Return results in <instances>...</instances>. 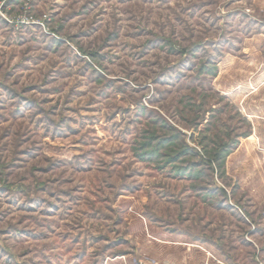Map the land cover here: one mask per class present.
Wrapping results in <instances>:
<instances>
[{
  "label": "rangeland",
  "instance_id": "1",
  "mask_svg": "<svg viewBox=\"0 0 264 264\" xmlns=\"http://www.w3.org/2000/svg\"><path fill=\"white\" fill-rule=\"evenodd\" d=\"M252 1L0 0V264H264Z\"/></svg>",
  "mask_w": 264,
  "mask_h": 264
},
{
  "label": "crops",
  "instance_id": "2",
  "mask_svg": "<svg viewBox=\"0 0 264 264\" xmlns=\"http://www.w3.org/2000/svg\"><path fill=\"white\" fill-rule=\"evenodd\" d=\"M252 3L255 8L258 9L259 13V16H256L258 19H255L256 22L253 25V28H255V33L251 35L242 46V50L247 54V58L233 57L234 61L227 70V79H232L233 85L228 86L227 88L231 89V87H233L234 91L237 90L234 94V97H243L244 95L242 94H244V91L246 90L244 89V86H247L248 84L254 86L252 87V89H260L258 92L254 91V94L256 92V95H250L251 97H256L255 100L251 101L255 104L256 107L257 104H264V91L259 93L262 89H264V0H253ZM258 25L260 26L261 30L259 32H256ZM249 88L251 89V87ZM261 117H263V115ZM255 122V132L263 133L264 128H257V124H259V121ZM201 256V264H210L207 255ZM190 261L191 263H193V256H186V264H190Z\"/></svg>",
  "mask_w": 264,
  "mask_h": 264
}]
</instances>
